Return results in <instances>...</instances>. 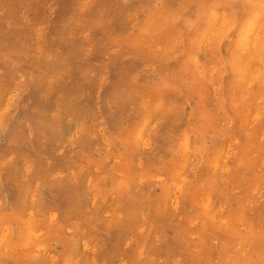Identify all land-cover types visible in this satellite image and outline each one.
I'll list each match as a JSON object with an SVG mask.
<instances>
[{"label":"rangeland","instance_id":"obj_1","mask_svg":"<svg viewBox=\"0 0 264 264\" xmlns=\"http://www.w3.org/2000/svg\"><path fill=\"white\" fill-rule=\"evenodd\" d=\"M228 1L0 0V264H264V11Z\"/></svg>","mask_w":264,"mask_h":264},{"label":"bare ground","instance_id":"obj_2","mask_svg":"<svg viewBox=\"0 0 264 264\" xmlns=\"http://www.w3.org/2000/svg\"><path fill=\"white\" fill-rule=\"evenodd\" d=\"M223 1H225V0H223ZM230 1V0H229ZM229 1H228V3H229ZM232 2H233V0H232ZM200 3V2H199ZM223 3V2H222ZM259 3H260V6H259V8L254 12V14H251V17L252 18H250V20H249V22H248V27L251 29H253V30H255L256 28H255V24H256V22L259 20L258 18H260L259 16H261V14L263 13V11H264V0H260L259 1ZM203 4V3H202ZM234 5V4H233ZM158 7V6H157ZM167 7V6H166ZM175 7V6H174ZM180 7V6H179ZM191 7V6H190ZM229 7V6H228ZM148 9V8H147ZM173 9V8H172ZM178 10V9H177ZM231 10V9H230ZM194 12V11H193ZM233 12V11H232ZM142 13V12H141ZM202 14V13H201ZM264 14V13H263ZM200 16V15H199ZM230 16V15H229ZM190 17V16H189ZM188 17V18H189ZM258 19V20H257ZM264 19H262V21H263ZM161 21H162V19H161ZM261 21V22H262ZM223 22V21H222ZM260 22V21H259ZM260 22V23H261ZM264 22V21H263ZM165 24V23H164ZM257 24H259V23H257ZM166 26V25H165ZM259 26H261L260 24H259ZM160 27V26H159ZM264 27V26H263ZM159 29V28H158ZM217 30H218V28H217ZM216 33V32H215ZM260 36V35H259ZM258 36V37H259ZM262 36V35H261ZM260 36V37H261ZM141 37V36H140ZM171 37V36H170ZM215 37V36H214ZM257 37V38H258ZM259 37V38H260ZM258 38V39H259ZM263 38V37H262ZM141 39V38H140ZM170 39V38H169ZM168 39V41H170ZM142 40V39H141ZM176 41V40H175ZM179 41V40H178ZM257 41V40H256ZM163 42V41H162ZM165 42V41H164ZM205 42V41H204ZM238 43H240L241 44V46H245V49L247 48H249V47H247V44H248V37H241V39H238ZM168 45V44H167ZM249 45V44H248ZM251 45V44H250ZM257 46V45H256ZM168 47V46H167ZM192 47V46H191ZM252 47V46H251ZM219 48V47H218ZM217 48V49H218ZM253 48V47H252ZM263 48H264V45L260 48V51H259V62L261 63V62H263V66H264V59L262 60V52H263ZM115 49V48H114ZM244 49V50H245ZM254 50H255V47L253 48ZM252 49V50H253ZM210 50V49H209ZM244 50H242V51H244ZM254 50H253V52H254ZM116 51V50H115ZM242 51H237V52H235V55H234V60H233V65H234V67L236 68L237 67V62L238 61H236V59L240 56V55H242ZM248 51V50H247ZM246 51V52H247ZM150 52V51H149ZM252 52V53H253ZM249 53V52H248ZM247 53V54H248ZM251 53V54H252ZM150 54V53H149ZM165 54V53H164ZM244 54H246V53H244ZM254 55V54H253ZM252 55V56H253ZM114 56V55H113ZM139 56H141V55H139ZM165 57V56H164ZM207 57V56H206ZM247 59H248V57L247 56H245ZM242 58V57H241ZM246 59V60H247ZM252 59V58H251ZM242 61V60H241ZM251 60H249L248 62H250ZM238 63H240V61L238 62ZM242 63V62H241ZM254 64V63H253ZM209 65V64H208ZM239 65V64H238ZM250 65V64H249ZM255 65H258V63L257 64H255ZM225 66H223V68H224ZM250 67V66H249ZM248 67V68H249ZM247 69V68H246ZM229 70V69H228ZM253 70V69H252ZM194 71V70H193ZM253 72V71H252ZM248 73H250V72H248ZM181 74V73H180ZM216 74H218V72L216 73ZM215 74V75H216ZM259 75H261V78H262V80H264V70L259 74ZM217 76V75H216ZM220 76V75H219ZM180 77V76H179ZM218 77V76H217ZM253 79V78H252ZM174 80V79H173ZM197 80V79H196ZM177 81V80H176ZM188 81V80H187ZM191 81V80H190ZM197 81H199V80H197ZM101 82V81H100ZM178 82V81H177ZM183 82V81H182ZM202 83V82H201ZM245 83V82H244ZM100 84V83H99ZM166 84V83H165ZM206 85V84H205ZM102 86V85H101ZM239 87H241V85H239ZM244 87V86H243ZM207 88V87H206ZM176 89V88H175ZM176 91V90H175ZM207 92V91H206ZM234 92H235V90H234ZM132 93V92H131ZM229 93V92H228ZM203 94V93H202ZM198 95V94H197ZM228 95H230V94H228ZM199 96V95H198ZM211 96V95H210ZM208 97V96H207ZM230 97V96H229ZM96 98V97H95ZM202 98V97H201ZM204 98V97H203ZM235 98V97H234ZM147 99V98H146ZM183 99V98H182ZM199 99V98H198ZM207 99V98H206ZM209 99V98H208ZM231 99V98H230ZM260 99V98H259ZM212 100V99H211ZM233 100V99H232ZM255 100V99H254ZM261 100V99H260ZM145 101V100H144ZM256 102V101H255ZM257 103V102H256ZM197 105H198V103H196ZM242 104V103H241ZM241 104H240V106H241ZM191 105V104H190ZM243 105V104H242ZM208 108V107H207ZM211 108V107H210ZM241 108V107H240ZM197 109V108H196ZM242 109H243V106H242ZM165 111V110H164ZM163 112V111H162ZM239 112H241V110L239 111ZM165 113V112H164ZM238 114V113H237ZM202 115H204V113H202ZM242 115V114H241ZM208 116V115H207ZM211 116V115H210ZM263 116V115H262ZM242 117V116H241ZM211 119V118H210ZM216 119V118H215ZM227 119V118H226ZM217 122V121H216ZM134 123V122H133ZM214 123V122H213ZM209 124H210V122H209ZM212 124V123H211ZM249 124V123H248ZM226 125H227V123H226ZM250 125V124H249ZM127 130V129H126ZM192 130V129H191ZM264 130V129H263ZM151 131V130H150ZM251 131V130H250ZM154 132V131H153ZM264 132V131H263ZM247 133V132H246ZM199 135V134H198ZM197 135V136H198ZM210 135V134H209ZM229 135V134H228ZM252 135V134H251ZM101 136V135H100ZM129 136V135H128ZM171 136V135H170ZM246 136V135H245ZM250 136V135H249ZM178 137V136H177ZM199 137V136H198ZM197 137V138H198ZM221 138V137H220ZM244 138V137H243ZM248 138H250V137H248ZM263 138V137H262ZM250 140V139H249ZM131 141V140H130ZM129 141V142H130ZM245 141V140H244ZM248 141V140H247ZM201 142V141H200ZM258 142V141H257ZM232 143V142H231ZM260 143V142H259ZM201 145V144H200ZM261 145V144H260ZM164 146H166V145H164ZM242 147V146H241ZM212 149V148H211ZM254 149H256V148H254ZM235 153V152H234ZM250 154V153H249ZM196 155V154H195ZM245 156V155H244ZM257 156V155H256ZM228 157V156H227ZM199 159V158H198ZM227 159V158H226ZM118 160V159H117ZM142 160V159H141ZM225 162V161H224ZM191 163V162H190ZM246 163V162H245ZM148 164V163H147ZM195 164H196V162H195ZM140 165V164H139ZM142 166V165H141ZM225 166V165H224ZM189 167V166H188ZM192 167V166H191ZM149 168V167H148ZM209 168V167H208ZM136 171V170H135ZM259 172V171H258ZM125 174V173H124ZM206 175V174H205ZM249 175V174H248ZM153 177V176H152ZM182 177V176H181ZM239 177V176H238ZM250 177V176H249ZM205 178V177H204ZM133 179V178H132ZM139 179V178H138ZM151 179V178H150ZM253 179V178H252ZM206 180V179H205ZM249 180V179H248ZM139 181V180H138ZM250 181V180H249ZM189 182V181H188ZM89 183V182H88ZM211 185V184H210ZM237 185H238V183H237ZM196 186H197V184H196ZM237 188V187H236ZM136 190V189H135ZM226 192V191H225ZM246 193V192H245ZM262 194V193H261ZM172 198V197H171ZM216 199V198H215ZM217 200V199H216ZM256 205V204H255ZM111 207V206H110ZM230 207V206H229ZM254 207V206H253ZM237 209V208H236ZM235 209V210H236ZM251 209V208H250ZM225 211V210H224ZM255 211V210H254ZM194 214V213H193ZM260 215V214H259ZM248 217V216H247ZM147 219V218H146ZM221 219V218H220ZM52 221V220H51ZM68 227V226H67ZM8 230V229H7ZM204 230V229H203ZM39 231V230H38ZM43 232V231H42ZM209 233V232H208ZM212 233V232H211ZM137 237V236H136ZM138 238V237H137ZM250 238V237H249ZM253 238V237H252ZM204 248V247H203ZM206 248V247H205ZM9 251V250H8ZM10 252V251H9ZM65 253V252H64ZM7 254V253H6ZM191 254V253H190ZM250 254H252V253H250ZM204 259V258H203ZM53 263V262H52ZM195 264V263H194Z\"/></svg>","mask_w":264,"mask_h":264}]
</instances>
